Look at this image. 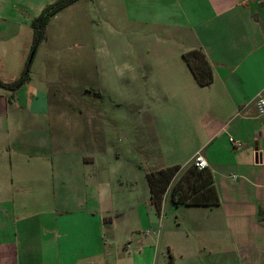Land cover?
<instances>
[{"label":"crops","instance_id":"0c3cea01","mask_svg":"<svg viewBox=\"0 0 264 264\" xmlns=\"http://www.w3.org/2000/svg\"><path fill=\"white\" fill-rule=\"evenodd\" d=\"M132 3L143 13L142 22L158 33L146 45L154 55L145 62L151 63L145 79L164 86L144 95L154 100L145 98L140 106L180 115L156 127L155 169L180 164V174L200 150L220 202L186 204L207 226L214 220L228 224L240 264H264V117L257 107L264 98V0ZM43 6L28 23L0 24V78L11 80L23 70L34 38L32 20ZM195 47L213 66L207 85L198 82L183 55ZM64 112L53 109L44 77L35 82L30 75L16 90L0 86V264H168L166 256L159 257V231L151 230L156 206L148 170L116 168L112 146L101 164L99 154L85 148L86 125L64 131ZM130 142L138 149L146 140ZM172 185L164 204L171 201ZM201 234L205 240L221 236ZM116 238L127 242L115 252ZM188 240L179 245L182 256L195 254ZM167 246L172 251L173 245Z\"/></svg>","mask_w":264,"mask_h":264},{"label":"rangeland","instance_id":"374dc122","mask_svg":"<svg viewBox=\"0 0 264 264\" xmlns=\"http://www.w3.org/2000/svg\"><path fill=\"white\" fill-rule=\"evenodd\" d=\"M54 1L0 0V24L8 28L18 22L28 23L38 6L44 4L41 12ZM142 15L132 0H76L50 18L44 40L30 51H34L30 75L35 82L44 77L53 109L65 110L60 124L64 131L86 125L90 140L85 146L87 152L99 154L100 163L106 165L108 148L114 147L110 154L114 166L124 171L140 165L141 169H155L156 127L177 121L180 116L140 106L145 98L150 103L154 100L146 94L153 95L155 87H164L162 81L145 79L146 68L151 64L145 62L154 55V49L146 45H152L158 33L142 22ZM170 35L164 33V38H171ZM55 131L57 135L58 130ZM165 132L160 136L161 148L165 146ZM134 137H144L145 145L137 149L130 142ZM180 179L186 185L193 175L182 170L175 181ZM199 216L186 203L173 204L172 200L166 201L161 213L152 211L156 228L151 230L159 231L162 241L160 259L166 256L168 264H240L228 224L214 220L208 227ZM207 232L221 236L205 240L201 233ZM189 238L195 254L185 252L182 256L179 245L183 240L189 243ZM126 242L116 238L112 250H122ZM167 244L173 245L172 251Z\"/></svg>","mask_w":264,"mask_h":264},{"label":"trees","instance_id":"16d2710c","mask_svg":"<svg viewBox=\"0 0 264 264\" xmlns=\"http://www.w3.org/2000/svg\"><path fill=\"white\" fill-rule=\"evenodd\" d=\"M74 1L76 0H55L45 6L32 20L34 38L31 50L36 49L42 40H44L46 26L50 18ZM30 55L21 73L11 80L0 78V86L16 90L30 78V68L33 60V57L30 60ZM183 55L200 84L207 85L213 80L212 63L202 48L195 47L188 49L184 51ZM180 169V164H172L147 171L151 199L160 213L163 210L166 191L172 183L171 200L176 204H215L220 202V195L211 170L198 168L192 162L185 169V172L193 175V179L184 185L181 179L174 181Z\"/></svg>","mask_w":264,"mask_h":264},{"label":"built area","instance_id":"2783aa9c","mask_svg":"<svg viewBox=\"0 0 264 264\" xmlns=\"http://www.w3.org/2000/svg\"><path fill=\"white\" fill-rule=\"evenodd\" d=\"M258 112L264 117V98L261 97L257 101ZM230 139L234 141L237 145L241 144L239 139H235L233 136H230ZM194 163L198 168H205L209 165V162L205 155L199 150L194 154Z\"/></svg>","mask_w":264,"mask_h":264},{"label":"water","instance_id":"95a60500","mask_svg":"<svg viewBox=\"0 0 264 264\" xmlns=\"http://www.w3.org/2000/svg\"><path fill=\"white\" fill-rule=\"evenodd\" d=\"M33 55H34V51H33V52L31 53V55H30V56H31V57H30V60L32 59Z\"/></svg>","mask_w":264,"mask_h":264}]
</instances>
